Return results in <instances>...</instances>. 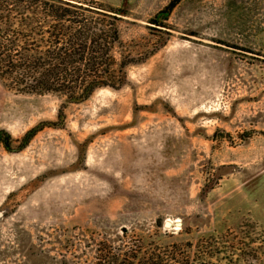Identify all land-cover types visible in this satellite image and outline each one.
Returning <instances> with one entry per match:
<instances>
[{"label": "rangeland", "instance_id": "obj_1", "mask_svg": "<svg viewBox=\"0 0 264 264\" xmlns=\"http://www.w3.org/2000/svg\"><path fill=\"white\" fill-rule=\"evenodd\" d=\"M79 1L127 10L115 58L140 63L63 127L64 96L0 84V264H95L102 241L264 264V0H178L163 26L171 0Z\"/></svg>", "mask_w": 264, "mask_h": 264}, {"label": "trees", "instance_id": "obj_2", "mask_svg": "<svg viewBox=\"0 0 264 264\" xmlns=\"http://www.w3.org/2000/svg\"><path fill=\"white\" fill-rule=\"evenodd\" d=\"M177 1L171 0L152 23L163 26ZM126 13L92 1L0 0V84L17 93L64 96L57 114V127H63L64 104L83 102L98 88L121 87L127 67L140 63L129 56L115 58L122 43L118 21ZM128 249L102 241L95 264H152L153 258L141 262L147 255L142 248Z\"/></svg>", "mask_w": 264, "mask_h": 264}, {"label": "flooded vegetation", "instance_id": "obj_3", "mask_svg": "<svg viewBox=\"0 0 264 264\" xmlns=\"http://www.w3.org/2000/svg\"><path fill=\"white\" fill-rule=\"evenodd\" d=\"M4 142L5 146L8 147L9 146V138L5 137L4 134L2 132H0V142Z\"/></svg>", "mask_w": 264, "mask_h": 264}, {"label": "built area", "instance_id": "obj_4", "mask_svg": "<svg viewBox=\"0 0 264 264\" xmlns=\"http://www.w3.org/2000/svg\"><path fill=\"white\" fill-rule=\"evenodd\" d=\"M174 227V228H177L176 226H180V223H178L177 221L175 220H170L169 222V226L168 227Z\"/></svg>", "mask_w": 264, "mask_h": 264}, {"label": "water", "instance_id": "obj_5", "mask_svg": "<svg viewBox=\"0 0 264 264\" xmlns=\"http://www.w3.org/2000/svg\"><path fill=\"white\" fill-rule=\"evenodd\" d=\"M0 214H1V212H0ZM167 223H169V222H168V221H165V225H166V226H169V225H167Z\"/></svg>", "mask_w": 264, "mask_h": 264}, {"label": "bare ground", "instance_id": "obj_6", "mask_svg": "<svg viewBox=\"0 0 264 264\" xmlns=\"http://www.w3.org/2000/svg\"><path fill=\"white\" fill-rule=\"evenodd\" d=\"M167 225H169V223H167Z\"/></svg>", "mask_w": 264, "mask_h": 264}]
</instances>
